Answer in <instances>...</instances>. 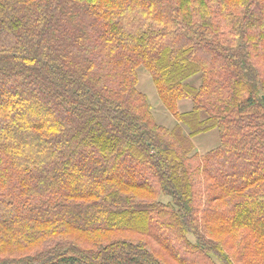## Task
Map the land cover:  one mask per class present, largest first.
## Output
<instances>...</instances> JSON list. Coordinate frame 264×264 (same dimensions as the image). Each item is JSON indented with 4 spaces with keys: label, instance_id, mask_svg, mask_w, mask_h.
Returning a JSON list of instances; mask_svg holds the SVG:
<instances>
[{
    "label": "trees",
    "instance_id": "trees-1",
    "mask_svg": "<svg viewBox=\"0 0 264 264\" xmlns=\"http://www.w3.org/2000/svg\"><path fill=\"white\" fill-rule=\"evenodd\" d=\"M218 262L264 264V0H0V264Z\"/></svg>",
    "mask_w": 264,
    "mask_h": 264
},
{
    "label": "rangeland",
    "instance_id": "rangeland-1",
    "mask_svg": "<svg viewBox=\"0 0 264 264\" xmlns=\"http://www.w3.org/2000/svg\"><path fill=\"white\" fill-rule=\"evenodd\" d=\"M137 73H138V83L136 86L141 92L147 95V98H149L148 102L152 109L151 112H153L154 118L156 119V121L158 123L163 122L162 123L163 125L165 124L171 125V129L177 126L179 127L180 125L181 128L183 129L184 135H188L189 129L186 126L182 125V122L178 121L171 113H169L166 110V108H164L161 100L159 99L157 95V90L151 80L149 72L143 66H139L137 68ZM149 88L151 89L152 93L151 91H149ZM153 93L156 96V98L153 95ZM155 99L159 100L161 107L158 106L157 108V106L155 105V102H156ZM162 111H163V114H162ZM190 138L193 141L194 149H195L196 143L201 142L203 152L206 150L208 151L214 148L215 146L219 145V138H218L217 130L215 127H209L205 129L204 131L197 132L196 134L192 135Z\"/></svg>",
    "mask_w": 264,
    "mask_h": 264
},
{
    "label": "crops",
    "instance_id": "crops-1",
    "mask_svg": "<svg viewBox=\"0 0 264 264\" xmlns=\"http://www.w3.org/2000/svg\"><path fill=\"white\" fill-rule=\"evenodd\" d=\"M149 91H151L150 88H149ZM151 93H152V91H151ZM153 95H154V93H153ZM154 96H155V95H154ZM155 98H156V96H155ZM155 100H156V99H155ZM155 105L157 106V108H158V106L161 107V105H160L158 99L156 100ZM178 108H179L180 112L186 113V112H190V111H191L192 105H191V103H190L188 100H182V101H180V102L178 103ZM162 114H163V111H162ZM162 123H163V122H161V124H162ZM164 124H165V123H164ZM165 126H167V127L170 126L169 128H171V125H166V124H165ZM215 147H216V146H215ZM210 150H211V149H210ZM194 151H195V152H198V153H200V154H203V153H206V152H207V150L203 152V148H202L201 142H197V143H196ZM208 151H209V150H208Z\"/></svg>",
    "mask_w": 264,
    "mask_h": 264
}]
</instances>
